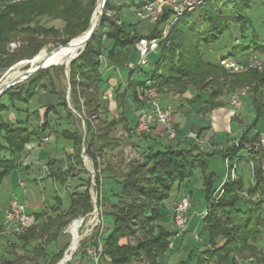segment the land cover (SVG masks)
Here are the masks:
<instances>
[{
	"label": "trees",
	"instance_id": "16d2710c",
	"mask_svg": "<svg viewBox=\"0 0 264 264\" xmlns=\"http://www.w3.org/2000/svg\"><path fill=\"white\" fill-rule=\"evenodd\" d=\"M97 1L0 0V70L24 60L31 61L50 43L56 47L66 45L85 33L90 26ZM152 1H106L98 27L83 51L68 67L72 109L69 108L65 92L55 90L53 72L56 69L39 71L0 97V188L7 177L20 168L19 159L26 145L39 142L45 132H51L57 140L71 142L72 153L69 160L80 165L83 146H86V155L95 160L97 156H102L104 150L122 145V141L110 136L117 126H121L126 135L124 146L136 148L133 138L140 142V146L141 142L148 141L152 145L140 147L139 160L131 162L125 174L108 178L122 181L117 200L113 203L105 200L109 209L106 216L111 218L113 224L111 233L102 245L104 256L108 257L110 264H167L161 258L169 249L174 233L161 225L164 222L161 205L176 188L187 187L195 175H199L206 203L203 231L207 235V245L203 252L195 256L194 261V255L191 254L186 260L175 264H238L239 260L249 256L262 258L264 255L258 249V241L264 230V176L261 171L264 145L257 149H253V145L263 136L254 132V127L264 115V91H261L264 80L261 73L253 69L240 74H229L220 67V61H204L201 54L202 48L214 45L230 26H238L244 39V31L251 27L245 12L251 9L252 0H206L199 8L176 20L171 24L167 38L159 43L157 51H160V55L153 69L148 73H144L143 69L129 71L127 86L116 95L119 108L116 118L110 121L100 119L103 108L100 57L105 59L102 40L105 38L110 42L105 59L107 64L116 67L126 64L132 54H136L134 43L142 35L136 25L124 26L120 23L118 12L126 7L142 10ZM108 12L114 14L113 20L108 19ZM42 19L61 21L63 27H45L41 24ZM169 19L170 13L164 10L154 24L152 34L144 37H159L160 25ZM13 42L18 43V47L9 52L8 46ZM241 45H234L221 60H236L248 53L264 56V45ZM135 72L144 78L132 80ZM138 88H153L159 96L171 95L172 98L182 97L192 89L195 93L186 100L187 104L196 105L199 111L205 112L222 106L219 99L224 95H232L237 90L247 88L250 108L256 118L245 127L236 144L232 143L211 154L199 151L195 141L183 147H162L160 140L151 133L132 132L136 119L131 117V109L140 107L136 97ZM40 89L48 90L60 102L48 105L42 118L37 111H33L31 115L36 125L31 126L28 111L22 107L29 106ZM58 109L65 111L67 120L72 118L71 110L84 118L85 138L77 130L59 131L50 126L48 115L54 113L59 116ZM10 112L14 113V121L4 119ZM22 113H26L25 117H22ZM90 118L97 120L95 129L90 125ZM196 135L199 138L201 131H197ZM247 146L251 147L250 151L245 149ZM157 147L162 149H156ZM217 154L223 160H228L230 167L238 166L240 162H246L248 166L253 164L252 184L248 190L244 189L240 177L236 181L228 177L223 183L222 195L214 197L217 176L209 169V158ZM56 164V160H51L45 165L49 170L47 176L63 186L68 182L70 186L73 184L65 195L67 201L56 197L54 204L33 215L40 225L32 226L23 233H11L14 241L8 240L5 252L0 254V264H57L69 245L67 241L61 243L63 230L71 221L86 216L93 210L90 178H76V173L79 174L76 169L70 168L64 172L56 168ZM108 171L111 172L108 169L103 172ZM94 181L100 194L101 176H95ZM243 192L254 199H244L241 196ZM127 238L135 240V245L121 243ZM53 247L55 252H51ZM256 261L260 263L259 259Z\"/></svg>",
	"mask_w": 264,
	"mask_h": 264
},
{
	"label": "rangeland",
	"instance_id": "374dc122",
	"mask_svg": "<svg viewBox=\"0 0 264 264\" xmlns=\"http://www.w3.org/2000/svg\"><path fill=\"white\" fill-rule=\"evenodd\" d=\"M98 2H99V0L96 2L95 8H96ZM99 13L100 12L97 13L96 19H98ZM141 13H143V10H136L134 8H127L126 7V8L121 9L118 12V17H119L120 23H122L124 26L136 25V28H137L138 32L140 33V35L150 36L153 32L154 25L151 24L147 20L141 19V17H140ZM245 13L251 22V27L244 31V33H243L244 39H242V37H241L242 34H241L238 26H230V28L222 35V37L214 45H212L208 48L204 47L201 49L202 50L201 54H202L204 61L216 63L221 57L226 56L234 48V45H241L242 43L243 44L241 46H244L245 44H247L250 47L254 43H258L259 46L264 45V0H252L251 9ZM106 15H107L108 19L113 20L114 14L112 12H108V13H106ZM172 21H173V17H170L169 22H172ZM41 24L44 25L45 27H54L57 29H61L63 27V23L61 21H58V20L54 21V20H49V19H42ZM163 27H164V24L160 25L161 30L163 29ZM17 47H18V43L13 42V43L9 44L8 50H9V52H12ZM58 47H60V46L56 47L53 43L52 44L50 43L47 46H45L34 57V58H36V57L39 58L38 61L34 64H33L32 59H31L32 61L29 63H26V62L30 61V60H24V61H21V62L14 64L12 67H10L8 69L0 70V83H2L3 81H6L8 77L23 76L26 73V71L33 70L32 67L36 68L38 66L50 64L52 62L57 61L59 59L61 52L63 51V49H59L57 53L53 52V50L58 48ZM101 47H102V54L105 57V59H107V53L110 49V42L104 38L102 40ZM83 49H84V47L81 49V52L83 51ZM49 53H51V54H49ZM159 55H160V51H157L155 54H152L151 56H149V58H148V64L149 65L143 69L144 73H148L153 69V66H154L155 62L158 60ZM243 57L244 56H239V58L236 59L235 61L239 62L240 64H242L244 66H248L250 64V61L252 59H254V57L260 61L261 66H262L261 69L260 70L253 69V70H256L257 72L261 73L263 80H264V56H262V55L255 56V54H249L248 53L245 55V57H246V58L244 57L245 59H243ZM136 60H137V55L135 53H133L132 56L127 61V63H129V62L135 63ZM68 66L67 67H65L63 65L52 66V67H48L46 69H43L41 71L48 72L51 69H56V72L55 71L53 72V76H55V90L59 93L65 92L66 99L68 100L69 106L71 108L70 98H69V83H68V79L66 76V72H68V69H69ZM60 69H62V70L60 71ZM128 73H129V71L126 68L125 64H119L117 66V70H110V72L107 71V72L103 73V76L101 77L102 83L100 85V93L103 95L102 96L103 97V99H102L103 108L101 110L102 112L100 114V119H105L107 121H110L111 119L116 118L117 113L119 111L118 104L116 101V95H117V93H121L124 90V87H125L124 85H126ZM143 78H144V76L139 75L136 72L131 77L132 80L133 79L141 80ZM25 81H23V82H25ZM23 82H21L19 84H22ZM19 84H17V85H19ZM17 85H15V86H17ZM261 91L262 92L264 91V83H263V85H261ZM193 94H194V91L192 89H189L187 91V93L182 97L176 96V97H174L173 100L167 99L168 101H167L166 106H169L172 109L173 113H176V112H178L179 109H181L180 106H178L179 102L182 99L184 100V97L188 98L189 95H193ZM229 99H230V95H224L223 97H221L219 99V102L222 103V106H226V107L231 108L229 110V119L231 120V122H233L235 125L240 126V127L248 126L251 121L254 122L256 117H255V114H253L251 111V108H250L251 102L249 100L248 94H246V96H244L241 99V108L238 111L237 115H232V107L229 104ZM160 100L162 101L163 99H160ZM59 102L60 101H59L58 97H55V96L52 97V95L49 93L48 90L40 89L36 99L29 106H27V107L23 106L22 108L26 109L28 111L27 115L29 117L30 125L35 126L36 122L34 120V117L31 115V113L33 111H37L40 115V118H42L43 113L46 110V107L48 105H52V104L56 105ZM162 103L163 102H161V105H163ZM180 103H183V102H180ZM134 108L136 109L137 106ZM71 112H72V118L69 120H67L66 113H65V111H63V109H58L59 116H56L54 113H50L48 115V121L50 123V126L53 129H54V127H56L57 130H59V131L66 130V131L72 132L74 130H77L84 137V134H86V126L83 125V123H82V120L80 117L81 115L79 113H77L76 111L71 110ZM136 113H137V111L131 113V117L133 119H136V116H137ZM22 114H23L22 117H25L26 113H22ZM193 115L194 114H192V117H193ZM4 119L14 121V113L10 112V114H8L7 117L5 116ZM197 119L198 118H196V117L194 118V120L196 122H194V121L193 122L196 125H193V126L202 127V126L206 125L205 123H207V124L209 123L207 118H205L202 122L199 121L200 119H198V120ZM89 122H90V125L94 129H95V127H97V120L96 119L90 118ZM254 132L263 134V136H261L259 142L254 143V145H253V149H257L259 146L264 145V115L262 117H260L259 121L255 125ZM45 134L44 135L48 136V137L50 135H52L51 132H49V131L45 132ZM110 136L112 138H114V140H117L120 142L122 141V145H119V146H117L111 150H107V149L104 150L102 152L101 157L97 156L99 159L98 163H96V159L93 160L88 155H86L88 157V162H89L87 167L89 169L93 168L94 171H96V172H98L97 169L100 170V172L97 173L96 176L99 174L101 176V179H102L101 193L99 194L98 190L96 189V187L94 185H92V188H90V191L92 192V196H94L95 198L97 197L96 198L97 203H100V205H101L104 224H103L102 228H99V229L95 228L92 230L90 228V226H86L87 222H89V217L86 218V220H85L86 223L78 231V233L82 236V239L78 243V248H77L74 256L76 254H84L83 250H86L87 246L92 245V242L94 240L96 241V239L100 233L103 235L100 239L101 243L102 244L104 243L105 239L107 238V236L112 231V224H113L111 218L109 216H106V213L109 211V209H108V204L105 202V200H108L111 203L115 202L117 200V196L120 195L121 187H122V181L120 179L113 181V180H108V178L116 177L118 175L125 174L128 170V166H129L127 161L129 159H131L132 157H135V156H137L139 158V156H140L139 151L141 149L140 147H145L146 145H152V143L150 141H148L147 143L141 142L142 146H140V142H137L135 140V138H133L132 141L136 143V146H137L136 148L130 147V146H124L123 141L126 139V135H125L123 129L121 128V126H117L112 131V134ZM239 137H240V135L238 137H236V141H234L233 143L236 144ZM231 141H229V144ZM172 143H174V141H170V142L168 141L167 142L164 139L160 141V144L162 145V147H167L168 144H172ZM250 148L251 147H249V146L245 147V149L247 151H250L251 150ZM85 149H86V146H84V150ZM156 149H162V148L157 147ZM31 150H32L31 151V157L25 163L29 165V167H30V169H32L33 173L29 172L28 175H26L25 168H23L19 173L17 170L12 172L7 177V179L3 182V184L0 188V206H3L6 203V201L9 200L11 195H16L18 197L20 203H22V201L24 200V197L26 198L25 209L27 212H29L30 210H32L34 208H40L42 205H45V204L46 205L54 204L56 197H60L61 200L64 202L67 201L66 200L67 197H65V195L67 193L64 192L63 185L58 181L54 182L52 179L46 178L43 167H45V163H46L45 160L48 157H50V158L54 157L55 159H59V163L56 164V168L63 170L64 172L65 171L67 172L70 168L76 169V171L79 173V174L76 173V175H77L76 178L79 176L83 179L91 178L85 169V166L82 162V159L80 160V165L74 164L73 162H71L69 160V155H71V153H72V144L69 141H66L64 139H59V140L56 139L55 140V138L54 139L52 138L51 141L48 142L46 145H39V144L36 145L35 144V146L32 147ZM26 151L27 150H25V154H26ZM40 152L42 153V155L45 154L44 159L43 158L42 159H36V156ZM23 159H24V157L22 158V160ZM225 163H226V160H223V158L218 154L213 156L212 159L210 160L209 168L217 176L216 177V183L217 184L220 182H223L225 176L228 174L227 167H226ZM98 165H99V168H98ZM236 167H237V171L235 173V177L234 178H231L229 176L228 177L232 181H236L237 177H240L242 180L244 189L248 190L252 184L251 170L253 169V164L250 163L248 166L246 162H240L238 164V166H236ZM106 169L110 170L111 172L108 171V172L104 173L103 171ZM261 171H262L263 176H264V163L261 164ZM84 173H85V175H84ZM10 177L14 178L12 184L9 183ZM39 177H42V178L44 177L45 180L41 181L42 178L39 179ZM34 180L35 181L39 180V181H36V183H35ZM21 182L24 183V188H22L20 186ZM79 183H81V182H79ZM11 187H12V189H11ZM72 187H73V184L70 186V188L72 189ZM192 189H195V191H196V190H199V187H196L193 185ZM222 191H223V189H222ZM200 194L201 193L199 191L195 194L194 205L189 208L190 212L198 211L201 208L200 201L202 199L205 201L204 195H202V194L200 195ZM23 195H24V197H23ZM221 195L222 194L218 193V194L214 195V197L219 198ZM184 196H185V194H184ZM241 196L246 200L254 199L253 197H249L246 194V192L241 193ZM198 199H199V202H198ZM254 201H256V200H254ZM175 202H174V204H175ZM262 202H263L262 214L264 216V197H263ZM91 203H92V200H91ZM174 204H173V207H174ZM190 205H191V202H190ZM173 207H172V211H173ZM78 218L79 217H77L76 219H78ZM76 219H74V220H76ZM73 221H71V222H73ZM71 222L69 224H71ZM161 225L163 226V223H161ZM67 226L65 227V229L67 228ZM164 228H166L169 231L172 230L171 225H169L167 223L166 224L164 223ZM85 231L87 232V234ZM4 234H8L7 240L14 241L11 233L5 231L3 226H0V254H3L5 252V249H3V246L6 243V236H4ZM184 234L180 235L179 238H177V240H175V238H173L171 240V246L174 244V249L169 250V252H168V255L172 256V258L170 259L171 260L170 264H175L176 262L184 261L187 259V255L192 254L193 246L190 245L191 243H189V244L187 243L188 240H190V242H192V243L195 242L197 244V246L195 244V247H197V249L200 250V248H201L200 246H202V243H204V241L206 240V237H207L205 235V233H201V231L196 233V234L194 232L192 233V231H190L188 233L186 232ZM72 235L74 236V238ZM72 235H71L72 236L71 237L69 234H66L64 236V238L62 239L61 243L67 241L69 243L68 247L69 246L71 247L74 240L79 237V235H77L76 232L72 233ZM198 240H200V241H198ZM121 243H123V244L128 243L129 245H135V240L127 238V239H123L121 241ZM258 249L264 255V230L262 231V234L260 235V240L258 241ZM54 250H55L54 247L51 248V252H55ZM188 250H190V251H188ZM198 254H200V253H198ZM192 255H194V252ZM103 257H104V251L102 253V258ZM255 257L260 260V263H258L256 261L257 259ZM194 259H195V256H193V261H194ZM244 259L239 260L238 264H264V257L260 258V257L254 255V256L246 257ZM161 261L164 262L163 257L161 258ZM71 263L74 264L73 258L71 259V261L68 264H71ZM88 264H93V263L89 262ZM132 264H145V263L133 262Z\"/></svg>",
	"mask_w": 264,
	"mask_h": 264
},
{
	"label": "built area",
	"instance_id": "2783aa9c",
	"mask_svg": "<svg viewBox=\"0 0 264 264\" xmlns=\"http://www.w3.org/2000/svg\"><path fill=\"white\" fill-rule=\"evenodd\" d=\"M206 0H153L152 2L146 4L142 10L143 13L140 14L141 19L149 21L151 24H155L158 22L160 17L162 16L164 10L170 13V17H173L172 22H166L164 24L163 29L160 32L159 37L157 38H146L144 36H140L134 43V48L137 54V60L135 63H126L125 66L128 71H135L138 69L146 68L148 64V58L152 54H155L158 50L159 43L167 38L170 30L171 24H173L179 18L189 14L195 9L199 8ZM101 62V72H107L109 70H117L116 66H109L106 60L103 57H100ZM220 67H222L226 72L230 74H240L245 72L248 69H261V63L255 57L250 61L248 66H244L238 63L235 60H220ZM125 87L127 86L124 85ZM247 88L237 90L234 92L229 99V104L232 107V115H237L238 111L241 108V99L246 96ZM137 101L139 103V108H132L131 112L137 111L136 123L133 129V133L135 134H152V132L160 129L162 134L165 136V139L168 141H177L180 139L179 133L174 128L173 122V111L169 106H162L160 96L153 88H138L136 91ZM70 108V106H69ZM71 109V108H70ZM74 111V110H72ZM81 117L83 125H85L84 118ZM84 134V138H85ZM194 141H197L196 138H193ZM49 142V137L44 136L41 138L39 142L40 145H46ZM80 159L85 166L86 171L91 177V183L95 186V176L98 172L94 171L93 168L89 169L87 166L89 164L88 157L86 156V152L84 150V146L82 147ZM98 157H96V163H98ZM139 158L137 156L132 157L127 161L128 165L133 161H138ZM227 167V177L234 178L235 173L237 171L236 165L232 167L229 166L228 160H226ZM92 167V166H91ZM99 168V165H98ZM44 173L47 176L49 170L47 167H43ZM20 186L24 188V183H20ZM64 192H68L70 190V183H66L64 186ZM92 188V186H91ZM222 189L218 190V193L222 194ZM91 194V200L93 204V210L84 217H79L74 221L80 222L79 229L86 223V218L89 217V222H87L86 226H90L93 230L95 228H102L104 221L102 215V209L100 203H97V197L95 198ZM190 208V197L185 195L181 197L175 204L173 208V222L175 225L176 233L178 235H183L187 232V223H186V215ZM202 217L205 216V213H202ZM73 221V222H74ZM72 224V222H71ZM69 224L66 229H64V233L71 234L68 232L70 227ZM36 225V221L32 215H28L24 206L19 202V199L16 195H11L9 198V205L4 213V226L5 231L9 233H23L28 228ZM90 229V230H91ZM79 231V230H78ZM86 232V231H85ZM79 234V233H78ZM87 234V232H86ZM72 237V236H71ZM102 234L100 233L97 237L96 241L94 240L92 245L88 246L85 250V253L88 257L92 259L95 264H103L102 263V253L104 251L103 245L101 243ZM82 239V236L79 234V241ZM72 243V242H71ZM70 251V246L64 252L63 258L57 264H68L73 258L76 250ZM69 253V254H68Z\"/></svg>",
	"mask_w": 264,
	"mask_h": 264
},
{
	"label": "crops",
	"instance_id": "0c3cea01",
	"mask_svg": "<svg viewBox=\"0 0 264 264\" xmlns=\"http://www.w3.org/2000/svg\"><path fill=\"white\" fill-rule=\"evenodd\" d=\"M243 59H245V58H243ZM220 60H221V58L218 61H220ZM108 72H110V70ZM194 93H195V91H194ZM193 95H189L188 98L184 97L185 101L182 99L180 102H183V103L179 102V104H178V106H180L181 109H179L178 112L173 113L174 128L179 133L180 139L178 141H174V143L168 144V145L183 147V146L191 144V141H194L193 138H196L197 141H195V143L197 144L199 151L206 153V154H211L214 151L225 149V147L229 146L234 141H236V137L241 135L242 131L247 126L240 127V126L235 125L233 122H231V120L229 119V110L231 108L226 107V106H220V107L215 108L209 112L199 111V109L196 107V105L190 106L186 102V100L190 99ZM229 95L231 96V94H229ZM160 97H161L160 99H163L161 101V102H163L162 106H166L167 101L169 99H172V100L174 99L171 97V95H169V96L165 95V96H160ZM192 114H194L193 117H192ZM195 117L200 119L199 120L200 122H202L205 118H207L209 123L208 124L205 123L206 125H204L202 127L193 126V125H196L194 123V122H196L194 120ZM197 131H201V135L199 138L196 137ZM161 132L162 131L160 129H157L156 131L152 132V136L157 138L160 141L164 139L168 142V140L165 139V136ZM52 138L53 139L55 138L53 134L49 136V142L51 141ZM55 140H56V138H55ZM229 141H231L230 144H229ZM35 144L38 145L39 142H32V143L26 145V147H25V150H27L26 154H25V150H24V153L21 155V157L19 159L20 168L17 170L18 173L23 168H25V170H26V175H28L29 172L33 173L32 169H30L29 165L26 164L25 162H27V160L30 159L31 151H32L31 149H32V147L35 146ZM44 156H45V154L42 155V153L40 152L36 156V159H42V158L44 159ZM23 157H24V159L22 160ZM212 157L209 158V163H210V160L212 159ZM51 160H56L57 164L59 163V159H55L54 157L53 158L48 157L45 160L46 161L45 165ZM40 178H42V177H39V179ZM46 178L52 179L51 177H48V176H46ZM226 179H228L227 175L225 176L223 182H220L218 184L215 182V187H216L215 194H218V190L220 188H222L223 183L226 181ZM13 180H14V178L10 177L9 183L12 184ZM42 180H45V178L43 177L41 179V181ZM36 181H39V180H36ZM36 181L34 180L35 183H36ZM193 185L196 187H199V190L195 191V189H192ZM11 189H12V187H11ZM198 191L202 195H204V192L202 189V184H201V181L199 179V175H195V178L192 179L191 181H189L187 187L176 188L172 192L170 199L163 202V204L161 205L162 213L164 215L163 226H164V223L171 225L172 230L170 232L174 233L171 240L173 238H175V240H177V238H179V236H180L176 233L175 225L173 222L172 207H173L174 202L175 201L177 202L180 199V197H183L185 194V195H188L190 197V202H191L190 207H192L194 205V200H195L194 196ZM23 197H24V195H23ZM25 200H26V198L24 197V200L22 201L21 204L24 206L25 212L28 215H32V216L36 213H41L42 211H44L45 209H47L50 206V205L45 204V205H42L40 208H34V209L30 210L29 212H27L25 209V207H26L25 206L26 205ZM202 200L200 201L201 208L198 211L190 212V210H188V213L186 215L187 233L190 231H192V233L194 232L195 234L200 232V231H201V233H204V231H203V217L201 215H202V213L206 212V203L204 200L203 201ZM198 202H199V199H198ZM8 205H9V200H7L3 206H0V226H3L4 229H5L4 213H5L6 209L8 208ZM40 224L41 223L39 221H36V225H34V226H38ZM63 234H64V236L66 235V233H64V230H63ZM7 235L8 234H4V236H6V243L3 246V249H6V247L8 246L7 245V243H8ZM198 241H200V240H198ZM187 243L188 244L191 243L190 245L193 246L192 254L194 252V256H196V255H198V253H201L206 249L207 237H206V240L204 241V243H202V246H200L201 247L200 250L197 249V247H195V244H196L195 242L192 243V242H190V240H188ZM196 246H197V244H196ZM173 249H174V244L172 246L170 244L169 249L166 251V253L163 256V260H164L163 263L170 264V261H171L170 259L172 258V256L170 255L171 256L170 257L168 255V252H169V250H173ZM83 251H84V254H76L73 257L74 264H88L89 262H92L93 264H95L92 261V259L86 255L85 250H83ZM188 251H190V250H188ZM187 257H188V255H187ZM102 263L103 264H110L108 257L104 256L102 258Z\"/></svg>",
	"mask_w": 264,
	"mask_h": 264
},
{
	"label": "bare ground",
	"instance_id": "6f19581e",
	"mask_svg": "<svg viewBox=\"0 0 264 264\" xmlns=\"http://www.w3.org/2000/svg\"><path fill=\"white\" fill-rule=\"evenodd\" d=\"M100 7H101V3L100 1L98 2L97 6H96V9L94 10V13L92 15V26L95 25V20H96V15L98 12H100ZM100 15V13H99ZM99 18V17H98ZM85 38L86 36L85 35H81L79 37H77L76 39H74L70 46L68 48H65L63 49V51L61 52L60 56H59V59L55 62H52L50 64H46V65H43L44 67L48 68V67H51V66H58V65H63L65 67L68 66V62L70 59L72 58H75L78 53L81 51V49L83 48V44H84V41H85ZM38 57L36 58H33V64L36 63L38 61ZM31 60V61H32ZM31 61H27L26 63H29ZM70 65V64H69ZM69 67V66H68ZM35 67H32V69L34 70ZM32 71V70H31ZM22 76H17V77H8L6 81H3L2 83H0V91L2 90V88H4L6 85L12 83L13 81H16L18 79H20ZM3 79V78H2ZM1 79V80H2ZM80 222L79 221H74L72 222V224L70 225L69 229H68V232L72 235V233L76 232L77 235L78 234V230H79V227H80ZM73 236V235H72ZM74 238V236H73ZM78 241H79V237L76 238L74 240V242L72 243V246L70 247V251H74L75 248L77 247V244H78ZM69 254V253H68Z\"/></svg>",
	"mask_w": 264,
	"mask_h": 264
},
{
	"label": "water",
	"instance_id": "95a60500",
	"mask_svg": "<svg viewBox=\"0 0 264 264\" xmlns=\"http://www.w3.org/2000/svg\"><path fill=\"white\" fill-rule=\"evenodd\" d=\"M100 3H101V7H100V15H99V18L97 20V23L95 25L92 26V19H91V22H90V26L88 28V30L83 33L82 35H85L86 38H85V41H84V44H83V47H85L87 41L90 39V37L92 36L93 32L95 31V29L98 27L100 21H101V18H102V15H103V12H104V6H105V3L107 0H99ZM73 40H71L69 43H67L66 45H62L56 49L53 50V52L57 53L59 49H65V48H68L71 44ZM52 53V52H51ZM49 53V54H51ZM81 51L78 53V55L75 57L77 58L79 55H80ZM75 58H72L69 60L68 62V65L70 64V62L72 60H74ZM52 67V66H51ZM43 69H46V67H44L43 65L41 66H38L36 67L34 70L32 71H26V73L18 80L16 81H13L12 83L6 85L4 88H2V90L0 91V97L6 92L8 91L10 88L14 87L15 85L27 80L29 77H31L32 75H34L35 73L43 70ZM66 76H67V79H68V72H66Z\"/></svg>",
	"mask_w": 264,
	"mask_h": 264
}]
</instances>
